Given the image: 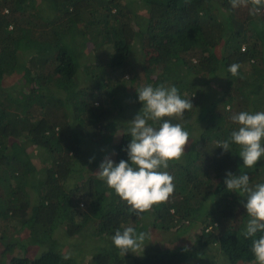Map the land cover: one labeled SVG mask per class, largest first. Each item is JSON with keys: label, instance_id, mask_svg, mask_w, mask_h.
<instances>
[{"label": "trees", "instance_id": "16d2710c", "mask_svg": "<svg viewBox=\"0 0 264 264\" xmlns=\"http://www.w3.org/2000/svg\"><path fill=\"white\" fill-rule=\"evenodd\" d=\"M119 2L0 0V238L6 251H13L16 244L7 233L27 222L29 233L21 245L35 247L31 255H13L7 262L2 257L0 264H80L75 254L59 248L57 238L61 231L79 238L92 221L97 225L87 243H100L102 250H93L89 264H220L208 252L221 253L227 264H255L253 238L244 235L246 198L225 184L227 172H242L240 147L232 144L225 152L217 143L239 128L232 115L264 112V0L259 6L244 0L237 7L231 0ZM254 8L258 11L252 14ZM42 41L47 44L40 48ZM135 41L139 50L132 54ZM84 52L117 64L110 71L128 59L131 65L132 58L146 61L151 73L158 70L154 87L175 86L182 98L191 99L193 108L182 119L148 121L158 128L169 119L196 136L185 146V152L187 146L193 150L185 153L184 162L182 156L161 169L174 177L169 200L154 205L147 218L135 219L146 232L150 226L168 230L201 224L191 245L146 244L141 252L123 256L108 239L133 219L127 202L99 180L68 184L86 152L73 138L76 125L71 127L70 119L95 124L94 132L84 135V142L93 144L87 151L93 157L111 148L115 162L127 160L131 141L127 130L111 140L112 131L103 132L99 121L111 114L101 108L99 90L87 93L91 76L74 83V57L79 62ZM234 63L240 66L237 76L228 71ZM254 169L252 187L264 183V157ZM86 186L84 209L79 189ZM31 189L39 193L35 198ZM78 242L86 254L89 245Z\"/></svg>", "mask_w": 264, "mask_h": 264}, {"label": "clouds", "instance_id": "9594fccd", "mask_svg": "<svg viewBox=\"0 0 264 264\" xmlns=\"http://www.w3.org/2000/svg\"><path fill=\"white\" fill-rule=\"evenodd\" d=\"M244 0H231L233 7L239 6ZM259 6L262 0H251ZM258 8L252 10V14ZM239 65L232 64L228 71L239 74ZM138 99L143 108L130 122L127 129L131 141L125 151L128 159L118 163L110 157L99 165L96 176L130 206V211L137 216L150 211L154 205L165 203L174 192V177L167 171L170 161H178L185 153L190 133L182 124H173L163 119L159 127H153L149 120L160 121L164 117L182 119L186 111L193 108L191 99L181 97L175 86L163 85L153 87L147 85L136 88ZM232 121L239 125L228 139L219 141L217 147L225 152L231 150L232 144L240 147L239 155L243 158V168H254L264 157V112L251 113L241 111L232 115ZM225 184L229 191H235L246 198L242 201L250 219L244 231L246 238H253L250 251L254 254L257 264H264V235L255 238L257 233H264V183L250 186V177L242 171L239 175L227 172ZM151 240L150 232H137L134 227L117 229L112 237L114 245L121 255L129 251L137 253L145 241ZM66 259L68 257H65Z\"/></svg>", "mask_w": 264, "mask_h": 264}, {"label": "rangeland", "instance_id": "374dc122", "mask_svg": "<svg viewBox=\"0 0 264 264\" xmlns=\"http://www.w3.org/2000/svg\"><path fill=\"white\" fill-rule=\"evenodd\" d=\"M119 1L123 2V0H119ZM122 2H119V3H122ZM46 44H47L46 41H42L39 47L42 48L46 46ZM138 50H139L138 45L136 44V41H135L132 44V54H134ZM84 53L86 54H79V59H81V61L79 62H77L74 55L72 54L74 57V62L75 64H77L76 67L78 68V72L76 74L74 83L77 84L81 77L85 78L88 75L91 76L89 80L92 81V84L86 88L87 93L90 94V92L94 90H99V93L97 95L100 94L99 103H101V108L109 109L110 114H111L110 118L109 116L104 118L105 121L108 119L107 121H109V123L103 120H100L99 125L104 127V128L102 127L103 132L112 131V133H110L108 137L110 140L112 138L118 139L122 131L127 130L130 127L129 121L134 119L135 116L138 115L143 108L142 102H140L138 99V92L136 88H141L147 85H152L154 87V83L151 80L153 78H156V74L158 76V70H156V72L154 71L151 73V69L146 68V66H148L146 64L147 63L146 61H143V63H141L140 59L137 60V59L132 58V63L136 69H134L133 65H131L130 63L131 59H128V61L124 64V66H118L117 70L110 71V67L113 65H117V64L107 63L110 59L94 60L92 58L91 53H88V52H84ZM104 56H106V54H104ZM115 62H117L116 59H115ZM83 80H86V79H83ZM155 85L157 86V80H155ZM112 117H113V120L110 121ZM68 122L70 123L71 127H73V125L74 126L76 125L73 131L74 133L73 138L76 141V144L78 145L82 144L84 151H86L82 154V157L79 158L78 161L76 162L75 169L70 174L71 178H70V181H68V184L71 182L76 185V181L78 179V183L80 185H87V182L91 181V179L99 180L95 173L99 170V165L105 159V157H110L111 159L114 160L115 153L113 150H111V148H109L105 156L104 155L102 156V154H99L98 152L97 154L99 155L94 156L95 157L94 158L92 155H90L87 152L88 150H90L91 147H93V144L91 142L85 143L84 135L87 134L89 130H93L94 132L95 124L89 123V124L83 125V122L80 120V118H76L75 120L70 119ZM106 125H109V127H106ZM190 136L193 138L194 136H196V134L195 135L191 134ZM86 137L89 138V136L87 135ZM187 147H186L187 148L186 152L193 150L191 146L190 147L187 146ZM185 153L183 155L182 162H184V160L186 159ZM99 158H101V160L99 161V164H97V166L95 167L90 166V164L94 165L95 163L94 161H97ZM239 160L241 163L242 171L247 172L249 175H252V176L255 175L257 171L254 168H251V169L243 168V161L241 162L243 158L240 157V155H239ZM174 162H177V161H174ZM31 181L33 180L31 179ZM101 182L103 183L104 181H101ZM87 187L88 186H86L85 188L79 189V190H83L82 194H80V196L82 197L80 200V204L81 205L82 203L84 204V206H82L84 207V209H86V203H85L86 198H84L83 194L87 191ZM38 194L39 193L36 192L35 189H31L32 198H35ZM151 212H152V209L148 212H145L146 213L145 215L144 213L141 214L140 216L133 214V219L129 220V222L126 223L127 226L129 227L132 225V227H134L138 233L141 231L146 232V229L138 228L135 225L137 223L135 219L136 218L137 219L147 218L148 214ZM244 219H245V222L247 223V221L250 219L248 214L245 215ZM23 224H24V221H23ZM138 224H141V222H139ZM29 225L30 223L26 222L21 229L7 233L6 239L15 241L16 249L13 251L10 250L6 252V250L5 251L2 250L4 248V245L0 246L1 247L0 253L4 252V256L2 255V257H5L4 260L6 262L13 255L22 256L24 253H28L30 255L33 254L35 247L34 249H33V246L26 249L25 248L26 246L21 245V243H24L27 239L26 237L28 236V233H29V228H28ZM96 225H97V221L96 222L92 221L91 223H89V225H87L84 229H82L79 238L75 237L74 240H72L70 236L65 237L66 234L63 231H61L60 237L57 238L59 241L58 243L59 248L62 251H67L70 254H75L76 259L80 264L91 263L92 257L90 255L93 253V250L96 247L101 245L100 243H89V244L87 243L92 240L91 238L92 231L94 230V227ZM201 228H202L201 224L199 226L198 224L195 226H188V224H184L183 226H178L177 229L172 227L168 230H161L154 226H150L149 232L152 234V238L150 241L146 242L145 245L148 244V246L152 245V246H159V247L161 246L165 247L169 244H180V243L191 245V243L195 240L196 236L200 233ZM0 235H1V232H0ZM93 235H94V232H93ZM95 237L96 236H94V240L97 241ZM112 237L108 239L110 242H112ZM80 239H84V242L89 245V247L86 249V252H87L86 254L82 253L83 252L82 247L84 246L81 245L80 242H78ZM0 241H2L1 238H0ZM70 241H71V244H70ZM98 250H102V247L99 246ZM141 251L142 249H138L137 253ZM208 254L214 255V257L219 260L220 264H227L225 263V260L222 257L223 255H221V253L208 252ZM253 263L257 264L256 261L255 262L253 261Z\"/></svg>", "mask_w": 264, "mask_h": 264}, {"label": "flooded vegetation", "instance_id": "af4514ba", "mask_svg": "<svg viewBox=\"0 0 264 264\" xmlns=\"http://www.w3.org/2000/svg\"><path fill=\"white\" fill-rule=\"evenodd\" d=\"M8 240V239H7ZM9 242H12V243H14V244H16V242L15 241H13V240H8ZM1 245H4V248L2 249L3 251H5L6 249V246H5V244H4V242H2V241H0V246ZM14 246H16V245H14ZM0 249H1V247H0ZM16 249V247H14V249L13 250H15ZM7 252V251H6ZM2 255H3V253L1 252L0 253V258H2Z\"/></svg>", "mask_w": 264, "mask_h": 264}]
</instances>
